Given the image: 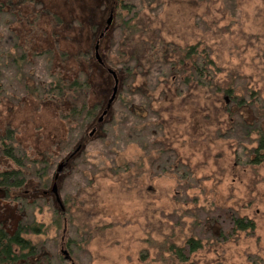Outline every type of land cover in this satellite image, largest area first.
<instances>
[{"label": "trees", "instance_id": "1", "mask_svg": "<svg viewBox=\"0 0 264 264\" xmlns=\"http://www.w3.org/2000/svg\"><path fill=\"white\" fill-rule=\"evenodd\" d=\"M191 1L210 6L220 2ZM164 4L165 0H0V101L5 70L15 69L19 96L24 98L19 104L43 109L57 127L50 146L54 157L44 143H28L20 123L0 122V207L18 211L14 222H0V264H76L75 253L104 232L115 229L127 239L129 229L140 224L137 217L112 211L105 203L102 207V190L146 193L154 188L151 185L160 188L165 178L175 185L163 203L172 214L165 216L166 210L158 205V214H148L145 224L135 227L143 232L134 241L143 263L149 249L142 244L147 243L168 264H233V259H221L219 251L239 246L240 238H256V219L242 213L232 198L226 195L217 202L204 196L208 176L180 153L166 124L175 118L172 108L178 107L172 100L195 101L204 94L222 116L211 129L213 139L233 145L236 165H264V88L253 78L248 86L226 85L224 67L202 35L191 44L166 35L156 21ZM111 13L113 22L100 38ZM97 43L103 64L96 57ZM109 70L118 75V93L90 136L112 94ZM242 88L255 100L251 116L239 110L250 108L248 99L235 93ZM224 93L233 96L236 110L221 104ZM56 157L66 161L57 180ZM54 184L61 203L52 192ZM47 194H52L50 199L44 197ZM152 197L155 203L159 199L157 192ZM43 207L54 210V224L59 226L54 237L48 236L51 223L39 217ZM172 222L180 230L172 228ZM196 226L201 229L196 231ZM247 258L249 264H264L262 256Z\"/></svg>", "mask_w": 264, "mask_h": 264}, {"label": "rangeland", "instance_id": "2", "mask_svg": "<svg viewBox=\"0 0 264 264\" xmlns=\"http://www.w3.org/2000/svg\"><path fill=\"white\" fill-rule=\"evenodd\" d=\"M208 10L212 11L209 16L205 12ZM156 21L162 26L164 33L177 42L191 44L201 35L205 37L215 49L224 67V75L229 79L226 85L235 86L233 82H237L241 86H248L254 79L253 82L262 84L264 88V80H261L264 76V0H220L215 6H210L207 2L197 4L191 0H165ZM245 40L251 43L247 45ZM14 71L15 69L7 68L2 78L4 86L3 101H0V122L10 120L20 123L24 139L28 143H44L47 152L55 157L54 148L50 146L51 141L56 137V124L43 109H37L29 103L19 104L24 98L19 96V92L20 94L22 92ZM243 90L242 88L235 93L246 97L248 99L246 106L250 108L243 107L239 110L244 116H251L249 109L254 110L251 104L255 100L252 99L250 90ZM262 94L264 95L263 92ZM176 99L178 101H171L178 102V107L172 108L173 111L176 110V114L175 118L166 124L167 135L174 141L180 153H185L198 171L208 176L209 182L207 189L204 190V196L210 201L222 202V198L227 195L240 205L242 213L254 217L257 222V239L240 238L239 246L230 245L219 251L221 259L225 261L233 259V264H249L247 255H252V258L256 255L264 257V165L247 168L236 165L232 154L233 145L229 141L213 139L211 129L217 124L221 114L216 112L217 107L212 99L206 98L204 94L196 97L195 101ZM220 100L227 109H235L231 94L224 93ZM11 104L19 105L11 106ZM162 105L161 108L166 110V104L162 102ZM242 153L241 147L239 150L241 159H243ZM55 159L57 161L55 166H58L62 158ZM151 186L154 188L146 193L132 191L127 194L111 192L104 188L101 198L102 207L105 203L111 208L110 210L123 211L130 216H136V221L140 224L134 222L133 224L137 228L145 224L148 214H158V205L166 210L165 216L171 215L172 212H169L171 209L163 203L167 196L166 192L171 194L175 191L174 181L165 178L161 180L160 188ZM66 187L67 193L72 191L69 181ZM156 192L159 199L155 203L152 194ZM196 195L200 193L197 192ZM42 210L43 215L39 217L46 224L51 223L48 236L54 237L59 232V226L55 225L53 220L54 210L49 207H43ZM17 217V209L3 205L0 207V222L5 225L14 222ZM135 227L129 229L127 239L120 231L114 233L115 229L100 234L85 249L80 248L75 253L73 257L77 260L76 264H168L160 258L158 251L152 252L156 247L147 243L142 244L143 249H149L147 262L143 263L142 259L140 260L134 241L136 236L141 237L143 232L142 228L138 231ZM171 227L177 228L173 222ZM196 227V231L201 229ZM154 239L157 240V237ZM163 255L165 256V253ZM203 257L206 255L203 254Z\"/></svg>", "mask_w": 264, "mask_h": 264}, {"label": "water", "instance_id": "3", "mask_svg": "<svg viewBox=\"0 0 264 264\" xmlns=\"http://www.w3.org/2000/svg\"><path fill=\"white\" fill-rule=\"evenodd\" d=\"M111 21H112V15L109 17V19H108V21H107V28L105 29V31H107L109 25L111 24ZM103 35H104V33L101 34V37H102ZM95 50H96V57H97V59L102 63V59H101V57H100V53H99V43H97V45H96V47H95ZM109 72H110L111 74H113V77H114V79H115V86H114V88H113V93H112V95H111V98H110V100H109V102H108L107 109H106V110L104 111V113H103L104 115L107 114L108 110L110 109L111 105L113 104V102H114V100H115V98H116V96H117V93H118V83H119V80H118L117 74H116V72L113 71V70H109ZM93 132H94V131H93ZM93 132H92V133H93ZM92 133H91V134H92ZM78 149H79V148H78ZM65 166H66V161H63V162H61V163L58 164V166H57V175L55 176V180L58 179L60 173H62V171L64 170ZM53 192H54L55 195H56V198H57L58 203H61V199H60V196H59V192H58V190H57V184H54V186H53ZM66 253H67V252H66ZM70 258H71V257L69 256V254H67V259H70Z\"/></svg>", "mask_w": 264, "mask_h": 264}, {"label": "flooded vegetation", "instance_id": "4", "mask_svg": "<svg viewBox=\"0 0 264 264\" xmlns=\"http://www.w3.org/2000/svg\"><path fill=\"white\" fill-rule=\"evenodd\" d=\"M112 15V21H111V24H112V22H113V17H114V15H113V13H111L110 14V16ZM109 19V18H108ZM108 21V20H107ZM111 24L109 25V27H108V29H107V31L109 30V28H110V26H111ZM106 28H107V26H106ZM105 28V29H106ZM105 29L103 30V33H104V35H105V33L107 32V31H105ZM102 33V34H103ZM104 35L101 37V35H100V38H103L104 37ZM99 61V60H98ZM99 63H101L100 61H99ZM101 64H103V61H102V63ZM109 72V71H108ZM110 73V72H109ZM111 74V73H110ZM117 74V73H116ZM111 75H113V74H111ZM117 77H118V75H117ZM114 78V77H113ZM118 80H119V78H118ZM114 86H115V79H114ZM118 87H119V83H118ZM114 88V87H113ZM112 93H113V90H112ZM112 95V94H111ZM111 98V97H110ZM110 100V99H109ZM109 102V101H108ZM107 105H108V103H107ZM107 105H106V107L103 109L104 111L107 109ZM112 106V105H111ZM110 109H111V107H110ZM110 109L108 110V112L110 111ZM104 111H103V113H104ZM108 112H107V114H108ZM101 114V116L99 117V119H98V123H97V125H95V127L92 129V131H91V133L89 134L90 136H93L95 133H96V131H97V128H98V126L99 125H101V123L103 122V120H104V118H105V116L107 115V114ZM56 170H57V168H56ZM54 186V185H53ZM52 192H53V187H52ZM54 193V192H53ZM55 194V193H54ZM50 195H52V194H47L46 196L44 195V197L45 198H47V199H50ZM56 196V195H55ZM65 261H70V259H67V256H65Z\"/></svg>", "mask_w": 264, "mask_h": 264}]
</instances>
